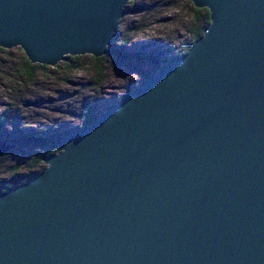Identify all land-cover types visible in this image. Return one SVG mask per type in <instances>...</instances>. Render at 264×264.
Returning a JSON list of instances; mask_svg holds the SVG:
<instances>
[{
	"label": "water",
	"instance_id": "water-1",
	"mask_svg": "<svg viewBox=\"0 0 264 264\" xmlns=\"http://www.w3.org/2000/svg\"><path fill=\"white\" fill-rule=\"evenodd\" d=\"M129 1L0 0V47L102 56ZM190 1L192 46L0 191V264H264V0Z\"/></svg>",
	"mask_w": 264,
	"mask_h": 264
},
{
	"label": "rangeland",
	"instance_id": "rangeland-1",
	"mask_svg": "<svg viewBox=\"0 0 264 264\" xmlns=\"http://www.w3.org/2000/svg\"><path fill=\"white\" fill-rule=\"evenodd\" d=\"M125 9L112 36L116 46L127 40L124 51L159 47L168 56L182 50L190 38L192 10L187 0H134ZM26 60L19 47L0 51V117L6 118L0 139L15 146L0 162V179L4 180H9L15 172L23 173L27 169L24 158L37 150L19 142L21 132L50 133L80 127L92 105L99 106L92 111L93 115L120 99L130 83L140 80L136 69L153 71L148 62L126 61L124 57L116 68L106 63L105 69L101 65L102 71H98L86 57L80 60L77 69L69 70L63 62H58L46 69L35 68V75L26 79ZM25 101L32 105L23 106ZM42 166L46 167L43 162Z\"/></svg>",
	"mask_w": 264,
	"mask_h": 264
},
{
	"label": "trees",
	"instance_id": "trees-1",
	"mask_svg": "<svg viewBox=\"0 0 264 264\" xmlns=\"http://www.w3.org/2000/svg\"><path fill=\"white\" fill-rule=\"evenodd\" d=\"M133 2V1H129ZM188 3L191 5L192 10V23L193 25L189 28L190 29V38L189 40L184 44L182 50L165 56L166 51L164 48L159 47H152V48H138L134 51H124V45L126 44L127 40H124V43L120 46H116L115 41H111L110 44L107 46V54H104L99 57H94L91 55H80V56H73L69 62L64 63L63 66L69 70L71 69H77L79 67V62L82 58L88 57L92 62L94 63L96 69L98 71L100 70L101 65H111L113 68H116L115 66H119L122 64L121 58L127 59L126 61H134V62H148L150 64V67L153 68V71L150 69H142L138 68L136 71L140 75V80L138 82H132L130 83L128 89L122 95V97L118 100L112 101V105L119 102L123 97L128 95L133 88L136 87L143 79L155 74L160 69L166 67L168 64L173 63L176 61L182 54H184L191 46L192 44L202 35L203 29L208 25L209 23V13L206 8H198L195 7L194 4L187 0ZM120 22V20H119ZM118 22V23H119ZM116 32V31H115ZM114 32V34H115ZM113 34V35H114ZM2 48L0 47V51ZM35 68H42L46 69L45 65H32L28 60L25 61V67H24V76L26 79H31L32 76L35 75V72L33 71ZM95 72H97L95 70ZM105 72V70H104ZM110 104V106H112ZM109 104L107 106H104L105 108L100 111H95L96 113L92 115V111L97 109L98 105H92L85 117V119L82 121L81 126H85L89 124L91 121H93L96 117V115L106 111L109 107ZM5 115V114H4ZM6 124V118L4 116L0 117V129ZM80 126V127H81ZM79 127V126H77ZM76 128V127H75ZM74 128H68L60 132H46V131H27V132H21L19 136V142L23 144H27L32 148H37V150H33L30 154L31 156L29 158H24L25 163V171L23 173L17 174L16 172L9 178V180L0 179V191L6 190L8 187L15 186L18 184H21L22 182L28 181L32 176L35 174L41 172L45 167L42 166L41 157L43 154H51L57 151V145L55 144L54 140L55 137L58 135H63L68 133ZM14 145H11V148L0 157V162L2 159L10 155L11 151L14 149ZM40 150V151H39Z\"/></svg>",
	"mask_w": 264,
	"mask_h": 264
},
{
	"label": "bare ground",
	"instance_id": "bare-ground-1",
	"mask_svg": "<svg viewBox=\"0 0 264 264\" xmlns=\"http://www.w3.org/2000/svg\"><path fill=\"white\" fill-rule=\"evenodd\" d=\"M118 22H119V21H118ZM117 25H118V24H117ZM116 28H117V26H116ZM12 48H13V47H12ZM19 48H20V47H19ZM3 49H4V48H3ZM106 50H107V49H106ZM104 54H107V51H105ZM104 54H103V55H104ZM75 56H80V55H75ZM72 57H73V56H72ZM72 57H71V58H72ZM71 58H70V59H71ZM60 62H61V61H60ZM63 62H65V61H63ZM68 62H69V61H68ZM32 64H34V63H32ZM35 64H37V63H35ZM40 65H43V64H40ZM45 66H47V65H45ZM38 105H39V104H38Z\"/></svg>",
	"mask_w": 264,
	"mask_h": 264
}]
</instances>
